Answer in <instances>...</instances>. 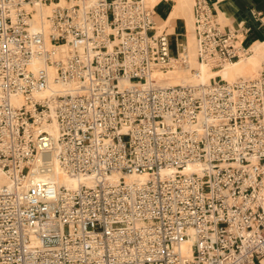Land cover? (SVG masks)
Wrapping results in <instances>:
<instances>
[{"label":"built area","instance_id":"obj_1","mask_svg":"<svg viewBox=\"0 0 264 264\" xmlns=\"http://www.w3.org/2000/svg\"><path fill=\"white\" fill-rule=\"evenodd\" d=\"M157 15L145 0H0V264L264 259V61L165 85L156 73L199 70ZM193 16L200 63L249 52L215 1Z\"/></svg>","mask_w":264,"mask_h":264},{"label":"bare ground","instance_id":"obj_2","mask_svg":"<svg viewBox=\"0 0 264 264\" xmlns=\"http://www.w3.org/2000/svg\"><path fill=\"white\" fill-rule=\"evenodd\" d=\"M150 5L155 4L158 0H145ZM193 0H173L172 8L167 14V17L162 18L159 14L156 17L157 23L159 20L164 24V26L169 27V31L173 30V27L176 22L182 21L185 23L187 28V37H188V50L187 56L189 58L190 65L199 70V75L195 76L192 73L189 74V67H184L182 70V66L179 68L171 69L168 71H162L156 73V75L160 77H166L170 80L165 85L175 84V83H200L207 82L211 77L215 75H220L222 79L226 80H235L238 78H246L254 73V69L261 63L264 59V40L258 41L250 48V53L246 55L244 58H240L239 60L225 64V66L218 70H213L209 65H205L203 63L198 62L196 56L194 55L196 51H193L195 42L194 32L192 30V18H191V10H192ZM190 17V18H189ZM196 50V49H195ZM194 52V53H193ZM193 53V54H191ZM198 62V63H197ZM258 70V68H257ZM256 71V70H255ZM58 179L60 183H64L67 186H77L79 185V181L76 178H71L62 174L58 175ZM7 181L6 176L0 169V184ZM185 250L190 251V246L186 245Z\"/></svg>","mask_w":264,"mask_h":264},{"label":"crops","instance_id":"obj_3","mask_svg":"<svg viewBox=\"0 0 264 264\" xmlns=\"http://www.w3.org/2000/svg\"><path fill=\"white\" fill-rule=\"evenodd\" d=\"M215 1V8L219 19L226 29H230L237 35V42L241 48L249 50L252 45L258 41L264 40V0H210ZM161 3L167 5L166 12L161 14L162 17H167L172 8L170 0H158L157 6ZM185 23L178 21L175 23L173 30L167 31L171 33V48L176 52L175 39L176 34H184ZM184 37H182V40ZM255 264H264V259L256 260Z\"/></svg>","mask_w":264,"mask_h":264},{"label":"rangeland","instance_id":"obj_4","mask_svg":"<svg viewBox=\"0 0 264 264\" xmlns=\"http://www.w3.org/2000/svg\"><path fill=\"white\" fill-rule=\"evenodd\" d=\"M170 2H171V4H173V0H170ZM194 2H195V0H193V5H194ZM193 5H192V10H191V18H192V30H193V22H194V16H193ZM166 9H167V5L165 4V3H161L160 5H158L157 6V11L159 12V13H161V14H164L165 12H166ZM157 17V16H156ZM190 18V17H189ZM159 23H161V27H165L164 26V24L159 20ZM167 27V29L168 30H170L169 29V27L168 26H166ZM184 33H186V34H188V32H187V28H186V26H185V28H184ZM194 39H195V37H194ZM193 43H195L194 44V48L196 49V40H195V42H193ZM174 47V46H173ZM172 47V52L174 53V48ZM195 49H193V51H196ZM188 50H189V52H190V49H189V47H188ZM194 53V52H193ZM193 53H191V54H193ZM250 52H248L246 55H248ZM195 56H196V53L194 54ZM246 55H244L243 57H241V58H244ZM263 61H264V59L261 61V63L259 64V67L257 66L255 69H254V73L252 74V76L250 75L249 77H254L255 75H257V73L259 72V70L261 69V67H262V63H263ZM199 62V61H198ZM197 62V63H198ZM181 67V66H180ZM194 67V66H193ZM175 68H179V66H176ZM174 68V69H175ZM182 68V70H183V66L181 67ZM223 68V67H222ZM257 68H258V70H257ZM221 69V68H220ZM171 70V69H170ZM213 70H218V69H213ZM256 70V71H255ZM188 73L189 74H191V72H190V69H189V71H188ZM220 76V75H219ZM246 78H248V77H246ZM236 79V78H235ZM170 79L169 78H166V77H163V80H162V82L163 83H166L167 84V81H169Z\"/></svg>","mask_w":264,"mask_h":264}]
</instances>
